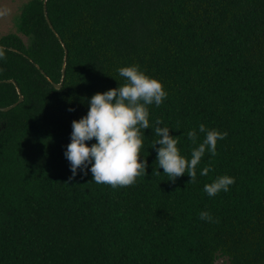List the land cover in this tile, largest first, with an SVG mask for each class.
Segmentation results:
<instances>
[{"label": "trees", "instance_id": "1", "mask_svg": "<svg viewBox=\"0 0 264 264\" xmlns=\"http://www.w3.org/2000/svg\"><path fill=\"white\" fill-rule=\"evenodd\" d=\"M44 7L22 6L26 39L0 37V106L19 100L17 85L24 96L0 110V264H264V0H47L55 30ZM129 65L162 83L150 128L169 127L182 156L202 142L187 137L199 124L227 133L194 182L157 168L152 129L134 184L73 176L72 121L93 94L124 84L117 69ZM218 175L235 182L209 197Z\"/></svg>", "mask_w": 264, "mask_h": 264}, {"label": "clouds", "instance_id": "2", "mask_svg": "<svg viewBox=\"0 0 264 264\" xmlns=\"http://www.w3.org/2000/svg\"><path fill=\"white\" fill-rule=\"evenodd\" d=\"M3 55L0 51V59ZM117 71L125 83L93 94L87 100L86 115L71 123L70 143L64 156L70 162L73 176L78 169H87L92 174V181L98 184L113 188L134 184L137 177L146 175L147 162L141 158L140 150L145 130L152 129L157 137L152 144L157 168H162L163 174L170 176L171 180L187 174L190 182H194L197 165L205 153L214 156L217 141L223 140L227 133L199 124L198 129L187 131V137L196 143L198 132L203 133L202 142L192 149L190 157L182 156L177 140L169 134V127L161 126L162 122L157 119L150 128L148 106H160L168 95L162 83L146 75L138 65L120 67ZM93 138L94 143H87ZM210 170V166H205L199 175L207 176ZM154 171L161 174L156 169ZM234 182L231 176L218 175L206 183L203 190L213 197L221 191L228 192ZM199 215L201 219L212 220L207 211H201Z\"/></svg>", "mask_w": 264, "mask_h": 264}, {"label": "rangeland", "instance_id": "3", "mask_svg": "<svg viewBox=\"0 0 264 264\" xmlns=\"http://www.w3.org/2000/svg\"><path fill=\"white\" fill-rule=\"evenodd\" d=\"M27 1L29 0H0V37L10 32H16L26 39V36L17 30L16 17ZM216 264H228V259L221 256Z\"/></svg>", "mask_w": 264, "mask_h": 264}, {"label": "water", "instance_id": "4", "mask_svg": "<svg viewBox=\"0 0 264 264\" xmlns=\"http://www.w3.org/2000/svg\"><path fill=\"white\" fill-rule=\"evenodd\" d=\"M46 2H47V0H44V5H45V7H44V12H45V15H46V18H47V20H48V22H49V24H50V26L54 29V27H53V25H52V23H51V21H50V18H49V16H48V12H47V9H46ZM55 30V29H54ZM58 36H59V34H58ZM60 37V36H59ZM65 57H67V55L65 56ZM66 63H64V66H63V76H62V79H61V81L60 82H54V81H52V84L56 87V88H61L62 87V85H63V80H64V76H65V69H66ZM43 71V70H42ZM44 72V71H43ZM0 81H2V80H0ZM7 81H10V82H14L16 85H17V82L14 80V79H8ZM17 89H18V91H19V93H20V98H19V100L17 101V102H15V103H13V104H10V105H7V106H0V110H3V111H7V110H9V109H11V108H13V107H15L18 103H20L21 101H23V99H24V96H23V94L21 93V89L18 87V85H17Z\"/></svg>", "mask_w": 264, "mask_h": 264}]
</instances>
